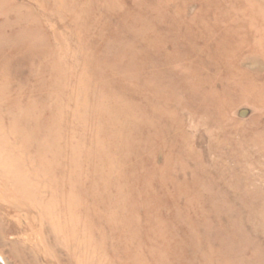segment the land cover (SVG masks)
<instances>
[{"label": "rangeland", "instance_id": "374dc122", "mask_svg": "<svg viewBox=\"0 0 264 264\" xmlns=\"http://www.w3.org/2000/svg\"><path fill=\"white\" fill-rule=\"evenodd\" d=\"M0 256L264 264V0H0Z\"/></svg>", "mask_w": 264, "mask_h": 264}, {"label": "bare ground", "instance_id": "6f19581e", "mask_svg": "<svg viewBox=\"0 0 264 264\" xmlns=\"http://www.w3.org/2000/svg\"><path fill=\"white\" fill-rule=\"evenodd\" d=\"M27 179H30V178H27ZM16 181H17V179L15 180V183H16ZM30 181H31V179L29 180V182H25V183H17L16 185H15V187H13L12 185H11V191H10V195L13 197V198H16V199H18L21 203H22V205L23 206H26V207H28L31 211L32 210H35L34 209V207L36 208V207H38L37 209L39 210V212L40 213H42V215H44V217L46 218V220H49L48 218H50L51 219V217L52 218H54V219H59V218H61V219H63L62 221H64V223H66V224H64L63 226H62V224H60L62 227H61V229H59L58 228V231L60 232V234L64 237L63 239H66V241H67V239H69V235H70V233L72 234V237H73V239H75V236H76V234H77V231H76V229L75 230H73L72 228H73V226H74V224L77 226V224H78V222H77V220L76 219H74V215L76 214H74V212H73V215L71 214V212H68L67 211V213L65 212V213H61V212H59V211H57L56 210V208H54L55 207V201H54V197H52V199L51 198H48V197H46V193H47V190H46V192H45V189H40L39 187H40V184H39V187H35V186H33L31 183H30ZM103 181V180H102ZM108 182H109V180H108ZM108 182H107V184H108ZM106 183V182H105ZM11 184H13L12 182H11ZM18 185H20L21 186V189H19V187H18ZM57 187V186H56ZM30 188V189H29ZM18 191H17V190ZM10 190V189H9ZM32 192H31V191ZM57 189L55 190V192L53 191V190H51V192H54V193H56L57 194ZM49 192V191H48ZM9 195V194H8ZM58 195V194H57ZM62 195V194H61ZM52 196V195H51ZM53 196H55V194H53ZM60 198V197H59ZM59 204H61V203H59ZM64 205V204H63ZM67 205V204H66ZM68 206V205H67ZM73 206V205H72ZM72 206H71V208H72ZM75 206V205H74ZM64 207V206H63ZM66 207V206H65ZM64 207V208H65ZM51 208H54V209H52L53 211H51ZM59 209V208H58ZM66 210V209H65ZM46 214H48L47 216H46ZM60 220V219H59ZM60 222V221H59ZM62 223V222H61ZM72 227V228H71ZM79 233V232H78ZM78 238V236L76 237V239ZM71 240V239H70ZM73 241V240H72ZM68 242V241H67ZM74 242H75V240H74ZM76 242H77V240H76ZM76 244V243H75ZM67 245V244H66ZM72 245V244H71ZM69 248V247H68ZM77 248H78V245L76 244V250H77ZM74 250H75V247H74ZM75 250V251H76ZM79 250V249H78ZM80 252V251H79ZM0 257H2V256H0ZM0 264H8V263H5L4 261H3V259L2 258H0Z\"/></svg>", "mask_w": 264, "mask_h": 264}]
</instances>
